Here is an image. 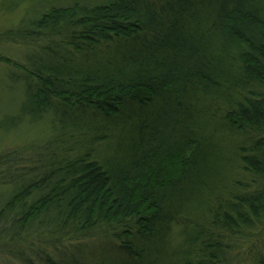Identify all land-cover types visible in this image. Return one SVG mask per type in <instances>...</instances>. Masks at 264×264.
Instances as JSON below:
<instances>
[{"label": "trees", "instance_id": "obj_1", "mask_svg": "<svg viewBox=\"0 0 264 264\" xmlns=\"http://www.w3.org/2000/svg\"><path fill=\"white\" fill-rule=\"evenodd\" d=\"M14 121L0 264H264V0L54 6L0 28Z\"/></svg>", "mask_w": 264, "mask_h": 264}, {"label": "rangeland", "instance_id": "obj_2", "mask_svg": "<svg viewBox=\"0 0 264 264\" xmlns=\"http://www.w3.org/2000/svg\"><path fill=\"white\" fill-rule=\"evenodd\" d=\"M114 0H0V28L16 27L23 19L41 17L54 6H71L75 3L93 6ZM0 66V154L39 142L49 133V122L32 123L14 121L22 103L21 86L9 80V74ZM5 193L0 188V194Z\"/></svg>", "mask_w": 264, "mask_h": 264}]
</instances>
